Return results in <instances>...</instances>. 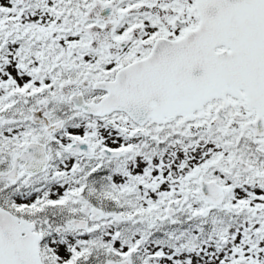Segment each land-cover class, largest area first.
<instances>
[{
    "label": "snow or ice",
    "instance_id": "obj_1",
    "mask_svg": "<svg viewBox=\"0 0 264 264\" xmlns=\"http://www.w3.org/2000/svg\"><path fill=\"white\" fill-rule=\"evenodd\" d=\"M0 264H264V0H0Z\"/></svg>",
    "mask_w": 264,
    "mask_h": 264
}]
</instances>
